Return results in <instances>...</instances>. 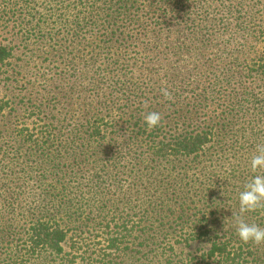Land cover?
<instances>
[{
	"label": "trees",
	"instance_id": "obj_1",
	"mask_svg": "<svg viewBox=\"0 0 264 264\" xmlns=\"http://www.w3.org/2000/svg\"><path fill=\"white\" fill-rule=\"evenodd\" d=\"M211 1L0 0V33L6 30L22 49L53 42L59 33L71 37L73 44L95 36L94 44L86 43L92 50L89 66L100 59L101 51L146 52L154 42L172 40L179 33L185 37L179 46L194 40L202 48L216 35L221 50L218 65L226 62L219 74L207 76L193 90L176 88L167 91L166 98V90L159 89L156 96L170 103L174 99L178 112L186 104L189 112L196 109L198 115L209 112L215 98L235 101L225 125L211 118L204 127L189 130L186 126L176 136L163 132L162 120L149 128L141 113L132 117V136L112 143L107 132H113L117 123L90 114L88 108L78 119L63 113L52 116L45 132L26 130L19 137L20 146L11 151L0 147V242H17L15 252L5 254L0 264H29L44 255L59 257L66 264L76 259L81 264H264V243L242 242L230 214L239 211L238 197L245 183L255 174H264V170L253 173L250 166L257 146L264 145V24L251 30L249 17L255 5L246 0H215L219 3L215 8ZM252 43H263L262 51ZM252 49V57L247 52L249 58L239 59ZM15 52L10 43L0 41V68L11 65ZM122 61L110 64L119 69L111 76L117 93L126 98L141 95L139 90L146 89L142 71L124 66L130 58ZM91 67L93 79L96 76L101 86L102 69ZM84 68L68 70L67 75L78 82ZM154 90H147V98ZM6 105L0 102V112ZM176 119L186 123L190 118ZM103 143L108 144L106 149L100 146ZM131 144H140L144 154H136L139 148ZM63 159L68 163L71 159L77 169L75 181L70 183L68 172L60 170L51 184L57 194L30 199L28 194L37 197L39 188L31 192L26 187L42 175L33 169L44 161ZM130 159L137 163L124 167ZM164 163L185 167L181 173H161L158 169ZM20 165L24 168L17 170L11 190L2 179ZM124 169L127 182L121 177ZM20 189L28 192L19 193ZM236 215L264 227V208Z\"/></svg>",
	"mask_w": 264,
	"mask_h": 264
},
{
	"label": "rangeland",
	"instance_id": "obj_2",
	"mask_svg": "<svg viewBox=\"0 0 264 264\" xmlns=\"http://www.w3.org/2000/svg\"><path fill=\"white\" fill-rule=\"evenodd\" d=\"M216 1L210 2L213 8L219 5ZM246 1L249 6L255 5L251 10L249 19L251 21V30L252 28L257 29L259 24H264V0ZM57 35L53 42L46 41L39 45H30L25 50L20 46V41H16V38L7 33L6 30L1 31L0 41L7 46L10 43L15 47L16 52L11 65L0 68V102L7 104L4 110L0 112V147L8 146V151H11L12 148L20 146L18 142L19 137L24 136L23 133L26 130L45 132V123L52 120V116L63 113L67 114L68 118L74 117L78 119L83 114H87L88 108L92 109L90 114L97 113L101 119L102 117L106 119L110 118L107 121H111L112 124L117 123L118 127L116 128L117 130L114 129L115 132H112V130L107 132V140L112 143L114 139H119L127 134L132 136L131 125H134L132 117L141 115V113V116H145L149 111L160 113L161 120L164 121L165 125L163 132L167 136H176L177 132L183 133L186 126H189V130L204 127V125L210 122L211 118L217 125H225L229 121L230 104L235 102L232 98H215V105L209 109V112L206 110L204 113L206 115L202 116L204 114L198 115V112L196 113L198 110L196 109L189 112L188 109L190 108L186 104H183L181 106L183 110L181 109L178 112L180 107L177 108L172 105L174 99L170 103L168 99L163 100L162 97L157 98L156 96L159 89L170 92L175 91L176 88L185 89L187 86H190L188 90H193L197 86H201L202 80L207 76L214 73L219 74L218 72L221 71L226 62L218 65L219 61L216 58L220 55L221 50L217 47L218 37L216 35L212 37L207 46L202 48H197L194 40L185 42V47L179 46L183 44L185 38L184 35L179 33L172 40L154 42L146 52L138 50L137 54H134V49L131 48L127 50L131 51V53H125V50L120 52L114 49H110L111 53L101 51V54L98 56L100 59L90 66L89 64L92 61L89 60V54L92 50L87 47L86 43L94 44L97 41L95 36H92V38L86 36L84 41L73 44L71 37L65 33ZM250 40L253 42L251 37ZM252 45L255 46V50L258 52L262 51L263 43H257L256 45L252 43ZM253 49L245 50L243 56L241 54L238 55L239 59L249 58V55L252 57ZM247 52L251 53L248 55ZM229 53L237 54L234 50H230ZM123 58H130L129 65L124 64V66H129V69L134 68L142 71L140 78L145 79L144 82L146 83H143V85L146 89L144 92L140 89L139 93L141 95L139 96H136V93H134L130 98H126L117 93L118 90L114 87V79L111 76L117 73L119 69H116L115 66L111 67L110 64L115 60H118V64H120ZM144 62L147 64L145 66L146 69H139L140 65ZM83 66L89 67L84 68ZM91 66H95L94 69L97 67L102 69L100 72L103 78L101 86L95 82L97 80L96 76L93 79L91 74L93 68ZM83 68V78L78 82H75L67 75L68 70L76 69L79 71ZM148 79L151 80L149 85H147ZM152 82L155 85H152ZM149 86L155 88L152 98H150L151 100L146 95L147 90L150 89ZM170 98L173 97L171 96ZM183 98H185V95L181 99ZM154 103L156 105L151 106ZM177 116H187V118H190L189 122L178 121L176 119ZM221 119L224 121H221ZM50 132L54 133L53 130ZM60 134H64L65 137L70 136L66 130H60ZM103 144L100 146L102 148L105 146L106 149L108 144ZM129 146L139 148L136 154H144V150H142L143 148L140 147V144H131ZM130 160L131 162L127 163L124 167H133L137 163L135 160ZM70 161L71 163H68V159L57 160V162L47 160L44 161L45 164L42 167H35L33 171L36 170V173L42 172V175L35 176V180L42 182L34 184L35 180H30L29 187H26L29 191L31 190L32 192V190L39 188L37 197L32 193L28 194L30 199L41 200L42 198H50V196L57 194L55 188L51 187V184L55 183V178L59 177L60 170L65 173L68 172L67 176H70L69 181L73 183L76 179V176L73 178V175L77 169L73 167L71 159ZM55 163H58L60 167L55 168ZM182 167L184 168L185 166L182 164L164 163L158 170L161 173L171 170L181 173L183 172ZM22 168H24L23 165L14 168V173L8 177L5 176L2 179V183L13 190L14 185L12 182L19 176L16 172ZM123 173L125 175L121 177L126 181L121 179L120 182H127L128 177L126 176H128V170L124 169ZM116 182L119 181L116 180ZM22 190L17 191L22 194L23 191L25 193L28 192V190ZM82 211H85V209ZM238 212L236 209L231 211L230 214H237ZM19 222L21 225H24V219L19 218ZM16 244L17 242H14L11 245L7 243L6 239L2 243L0 242V252L3 254L0 260L11 252L14 253ZM68 251L69 249L66 247L65 253ZM29 264L66 263L62 259H59V257L44 255ZM69 264H81V262L79 259H76L75 262ZM131 264L137 263L133 262Z\"/></svg>",
	"mask_w": 264,
	"mask_h": 264
},
{
	"label": "clouds",
	"instance_id": "obj_3",
	"mask_svg": "<svg viewBox=\"0 0 264 264\" xmlns=\"http://www.w3.org/2000/svg\"><path fill=\"white\" fill-rule=\"evenodd\" d=\"M165 97H169L167 91ZM144 121L149 128L157 126L161 121V115L158 112L149 111L144 116ZM253 173L257 170H264V145L257 146V152L251 157L250 162ZM239 212L255 211L264 208V174H255L245 183L243 190L239 193ZM234 227L239 239L244 243L252 242L259 245L264 243V227L255 223H248L242 215L232 214Z\"/></svg>",
	"mask_w": 264,
	"mask_h": 264
}]
</instances>
